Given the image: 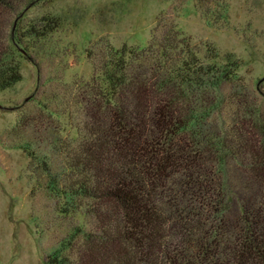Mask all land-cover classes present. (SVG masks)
<instances>
[{"label":"trees","instance_id":"obj_1","mask_svg":"<svg viewBox=\"0 0 264 264\" xmlns=\"http://www.w3.org/2000/svg\"><path fill=\"white\" fill-rule=\"evenodd\" d=\"M38 1L0 0V91L21 80L24 40L58 27L44 16L23 29ZM104 49L80 89L77 139L57 149L64 185L49 181L62 213L94 226L68 236L85 259L57 250L48 264H264V110L222 93L239 80L237 60L219 64L211 46L200 59L173 29Z\"/></svg>","mask_w":264,"mask_h":264},{"label":"rangeland","instance_id":"obj_2","mask_svg":"<svg viewBox=\"0 0 264 264\" xmlns=\"http://www.w3.org/2000/svg\"><path fill=\"white\" fill-rule=\"evenodd\" d=\"M44 16L56 18L57 29L24 40L30 49L29 58L17 56L21 80L0 91V264H48L57 250L73 261L84 257L68 251V236L93 222L82 211L62 213L49 181L61 180L57 149L77 139L85 120L80 89L105 47L142 48L173 29L200 59L211 46L219 64L237 60L239 80L222 93H240L264 110V0H39L23 13V29ZM233 112L226 107L223 116Z\"/></svg>","mask_w":264,"mask_h":264}]
</instances>
